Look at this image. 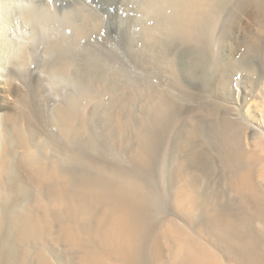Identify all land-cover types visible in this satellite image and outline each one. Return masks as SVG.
<instances>
[{
  "label": "bare ground",
  "instance_id": "bare-ground-1",
  "mask_svg": "<svg viewBox=\"0 0 264 264\" xmlns=\"http://www.w3.org/2000/svg\"><path fill=\"white\" fill-rule=\"evenodd\" d=\"M235 203L264 205V0H0V264H136L166 221L180 264H212ZM246 219L216 264H264Z\"/></svg>",
  "mask_w": 264,
  "mask_h": 264
},
{
  "label": "rangeland",
  "instance_id": "rangeland-1",
  "mask_svg": "<svg viewBox=\"0 0 264 264\" xmlns=\"http://www.w3.org/2000/svg\"><path fill=\"white\" fill-rule=\"evenodd\" d=\"M73 85H75V88L76 89H79V84L76 82V83H74ZM91 99V101H92V98H90ZM90 101V102H91ZM156 103H157V101L155 100V99H153L152 101H151V103H150V105L151 106H155L156 105ZM144 108H143V105H140V111L138 112V113H142ZM129 114L131 115L132 113H131V111H129ZM138 129L139 130H141V129H143V125H140L139 127H138ZM138 134H139V137H138V139L136 140V143H135V147H134V150L131 152V153H129V154H127L123 159H122V161H123V164L126 166L128 163H130L131 162V165H134V166H132L133 168H135V169H137V170H142L143 169V167H144V164H147L149 161H150V159L151 158H149V157H147V159H146V157L145 156H143L142 157V154L140 155V151H139V149L141 148V146H142V143H143V139L141 138V133L138 131ZM207 142H208V140H206ZM183 145H185L184 143H183ZM69 148H70V143L69 142H65L64 143V149H63V154L64 155H67V153H68V151H69ZM136 148V149H135ZM189 149V148H188ZM188 153H189V151H188ZM138 159H139V161H138ZM154 159V158H153ZM54 160V161H53ZM52 161L54 162V163H56L55 161H57L56 159H53ZM162 160V159H161ZM161 160H159V163L161 164L159 167L161 168V170L163 169V168H165V164L166 163H171L170 161H164V163H163V161H161ZM176 161H175V165L173 166V171H172V173L174 174L173 176L175 177V176H179V173H175V172H178L177 170H179V168H181L180 166H181V164L183 163V160H177V159H175ZM186 160L188 161L189 160V157L187 156L186 157ZM247 161H248V159L246 158L245 159V163H247ZM162 163H163V166H162ZM179 164V165H178ZM136 165V166H135ZM143 165V166H142ZM124 168H126V167H124ZM176 170V171H175ZM100 171H102V172H104L110 179H115L116 181H126V178H127V176H128V174H127V172L125 171V170H114V169H112V170H108V169H105V168H103V167H100ZM181 171V170H180ZM163 173H164V170H163ZM152 200H151V203L152 204H154L153 202H155V200L153 199V198H151ZM235 204H237V203H235ZM235 204H231L230 206L228 205V206H226V207H224L223 209H225V210H223L224 212V214H221L220 215V211H218V213H217V218H218V220L220 221H217V224L216 225H219V227H217V229L218 230H220V231H218L216 228H214L213 226H211L210 224H206V227L203 229V231H204V233L203 234H201V236L203 237L201 240H202V243H204L205 245H206V247H207V249L212 253L213 252V255H212V257L214 256V258H215V260H213V258H212V264H216L217 262H219V261H224L225 260V257H226V255H225V251H227V249L228 248H231V247H233L234 245H237L238 244V242H239V240H236L237 239V237H235L236 239L234 240V237H233V235L230 233V234H227V230H228V228L230 229V228H232V227H234V228H236L237 226H236V224L241 220H245L246 218V220H249V217L251 218V217H253V215H254V217H257V218H259L260 216H262V215H264V211H262L261 209H263L264 207V205H259V206H257V208H256V205L257 204H251V203H249L248 205H246V203L244 204V203H238L237 205H239V209L241 210H239L238 208H237V205L235 206ZM242 205V206H241ZM243 205H244V207H243ZM246 205V206H245ZM116 206H118V207H116ZM113 209V212L115 213L116 212V214L117 213H120L121 211V208H122V206H121V204H119V205H116ZM254 206H255V208H254ZM229 207V208H228ZM261 209H260V208ZM263 207V208H262ZM210 209H211V207H209ZM234 208V209H233ZM245 208L247 209V211L245 210ZM120 209V210H119ZM228 209H230V210H228ZM245 211H244V210ZM255 209V210H254ZM257 209V210H256ZM116 210H118V211H116ZM212 210V209H211ZM217 210V209H216ZM232 210V211H231ZM234 210H239L238 212L237 211H235L236 213H237V215H236V213L234 212ZM260 210V212L259 213H263V214H259L258 213V211ZM264 210V209H263ZM249 211V212H248ZM252 211H257L256 213L258 214V215H260V216H258L257 214H255V213H253ZM229 212V213H228ZM231 212H233V214L231 213ZM242 212H243V214H242ZM229 216V214H230V216L228 217V216H226V214ZM235 213V214H234ZM244 213L246 214L245 216H244ZM238 214L240 215L239 217H241V218H239L238 217ZM241 214H242V216H241ZM249 214H252V215H249ZM233 215H235V217L233 216ZM249 215V216H248ZM256 215V216H255ZM223 217V219H227V218H229V221L230 222H228V219H227V222L225 221V220H223L222 219V217ZM232 216V217H231ZM236 216L238 217V219L236 218ZM244 216V217H243ZM247 216V217H246ZM234 218L233 220H235V222H233L232 221V219L231 218ZM244 219H243V218ZM222 220V221H221ZM231 221L233 222V223H235V224H233V223H231ZM166 222H169V221H166ZM166 222H162V223H160L159 225H163L164 227H166ZM222 222V223H221ZM225 222H226V224H225ZM237 222V223H236ZM221 225H220V224ZM231 223V224H230ZM228 224H230V225H228ZM233 224V225H232ZM159 225H157V226H155V227H151V225H150V227L149 228H147L146 227V230L145 231H141L140 232V237H139V243H138V245H137V260H136V264H142V263H145V264H180V258H179V255H174L173 254V250H172V247H173V244H172V241H171V239H170V237H169V235L166 233V232H164V230H165V228L164 227H161V226H159ZM225 227H224V226ZM208 226V227H207ZM211 226V227H210ZM222 226V227H221ZM229 226V227H228ZM231 226V227H230ZM227 227V228H226ZM220 228V229H219ZM222 228H224V229H222ZM238 228V227H237ZM155 229V230H154ZM161 230V231H160ZM221 230H223V231H221ZM202 231V232H203ZM215 231V232H214ZM218 231V232H217ZM208 232V233H207ZM210 232V233H209ZM206 233V234H205ZM208 234V235H207ZM213 234H215V235H213ZM221 235V236H220ZM228 235V236H227ZM229 235H231V237L229 236ZM211 236V237H210ZM205 237V238H204ZM207 237V238H206ZM228 237H230V238H228ZM170 239V240H169ZM232 239V240H231ZM205 240V241H204ZM234 241H236V242H234ZM218 242V243H217ZM215 243V244H214ZM236 243V244H235ZM78 260H79V258H76V260L75 261H77L78 262ZM216 262V263H215Z\"/></svg>",
  "mask_w": 264,
  "mask_h": 264
}]
</instances>
